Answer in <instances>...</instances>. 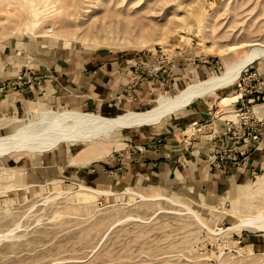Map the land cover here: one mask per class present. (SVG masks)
Instances as JSON below:
<instances>
[{
    "label": "rangeland",
    "instance_id": "rangeland-1",
    "mask_svg": "<svg viewBox=\"0 0 264 264\" xmlns=\"http://www.w3.org/2000/svg\"><path fill=\"white\" fill-rule=\"evenodd\" d=\"M256 43H264V0H0V47L26 64L15 79L23 77L22 87L40 82L50 48L140 56L132 69L139 81L126 89L132 99L142 79L173 78L142 109L80 112L144 113L201 81H212L208 93L226 85L94 143L61 140L70 131L56 130L66 122L55 113L79 110L46 100L23 116L0 118V139L30 124L34 139L25 142H40L35 152L0 150V264H264V228L247 226L264 225V184L253 185L264 182V151L250 166L264 143L248 148L238 167L230 159L246 151L243 134L257 130L253 108L264 104V79L253 68L264 56L252 59L264 47ZM233 44L245 46L220 52ZM235 89L244 102L225 115L239 97L222 103L221 96ZM208 99L202 118L187 114ZM222 116L230 120L224 129ZM164 145L166 165L144 161ZM59 148L70 149L44 155Z\"/></svg>",
    "mask_w": 264,
    "mask_h": 264
},
{
    "label": "crops",
    "instance_id": "crops-1",
    "mask_svg": "<svg viewBox=\"0 0 264 264\" xmlns=\"http://www.w3.org/2000/svg\"><path fill=\"white\" fill-rule=\"evenodd\" d=\"M10 48L0 47V118L2 119H6L7 116L12 119L13 117L28 114L38 104V100L40 102L46 100L49 105L55 104L57 107L79 110L76 112L89 111L102 115L117 113L126 109L139 110L152 100L151 96L154 93L162 91V88L166 86V82L170 83L173 79H166L164 75L161 80L142 79L143 81L140 84L133 87L132 90L130 89L134 96V99H132L126 96V89L132 86L131 83L134 79L132 69L139 60H142L140 56H133L126 52H107L101 49H76L70 52L68 49L56 51L50 48L48 53L51 55L50 58L41 59L42 65L37 72L39 77H35L36 80L40 79V82L30 83L22 87L15 84V79L18 73L25 69L26 64H24V61H16L15 57L13 58L14 60H11L8 57L12 50ZM30 66L28 67L31 68ZM253 68L264 79V61L257 63ZM173 74H175L174 71L172 72ZM223 86L226 85L221 87ZM239 93L242 94L241 97L232 101L229 104L230 106H227V111L226 113L224 112L225 115L233 111V107L239 104L240 100H243L245 94L235 89L229 90L221 96L231 97ZM211 107V99L200 100L192 106V109L187 114H199L200 118H202V115L206 114V111ZM259 107L257 113L264 114V104L259 105ZM86 114L94 116L91 113ZM223 116L221 118L222 129L225 128L224 122L230 121L223 118ZM197 127L199 125L195 128ZM227 144H229L228 141ZM69 149L59 148L53 152L44 153V155H49L50 159H53V157L59 158V156H66ZM167 150L168 146L164 145L156 150L158 152L149 153L148 151L144 161L158 159L160 163L166 165ZM263 151L264 149H260L254 152L250 166L255 164L256 160L261 159ZM144 164L147 165L148 162ZM229 169L240 173L243 168L238 169L231 166ZM235 175L237 174H233V177Z\"/></svg>",
    "mask_w": 264,
    "mask_h": 264
},
{
    "label": "bare ground",
    "instance_id": "bare-ground-1",
    "mask_svg": "<svg viewBox=\"0 0 264 264\" xmlns=\"http://www.w3.org/2000/svg\"><path fill=\"white\" fill-rule=\"evenodd\" d=\"M53 29H51L52 31ZM257 45H261L264 47V43H256ZM245 45H237L233 44L228 46L226 49L220 50V52H224L226 50H233L236 48H239ZM264 49L260 50L259 52H256L252 59H256L258 57L264 56ZM263 54V55H262ZM245 70L243 68L240 72V75ZM212 86L211 80H204L201 81L198 84L192 85L186 89H183L180 91L178 95L175 97H161L157 99L156 101V107L147 111V112H132L127 111L125 113L119 114L115 117L108 118V119H102L97 116L89 115L86 113L81 112H70V111H63V112H56L54 115V118H56L58 121L61 120L63 122H66V125H58L56 127V130L59 129V132H65L66 130L70 131V134H64L63 141H75V144H85V143H94L95 140H97L99 137H109L111 134L116 130H121L125 127H137L142 126L154 121L161 120L165 115L171 114L174 112H178L187 106L194 100L201 98L204 95H207L210 91V88ZM241 93L235 95V96H226L223 98L222 103L224 101L230 102L234 98L241 97ZM221 102V101H220ZM259 106H255L253 108V112L257 113L259 110ZM238 114H233L230 116V118H237ZM33 125H28L26 127H23L19 129L11 138H1L0 139V150H13V149H21L18 146H23L30 150V152H35L36 148H39L40 142H31L26 143L24 138L28 136V138L31 137V140L33 141V135L32 132L30 133V128ZM59 139H56L55 141H58ZM37 141V140H36ZM73 144V143H70ZM50 148V147H47ZM38 151V150H36ZM261 178H264V173ZM261 178H258L260 180ZM264 182L258 181L256 185L260 187L263 185ZM241 194L246 195L250 193L252 190V184L241 187ZM246 195V196H248ZM145 199V198H144ZM247 226L253 227V228H264V225L261 223L260 220H253L249 221L247 223Z\"/></svg>",
    "mask_w": 264,
    "mask_h": 264
},
{
    "label": "built area",
    "instance_id": "built-area-1",
    "mask_svg": "<svg viewBox=\"0 0 264 264\" xmlns=\"http://www.w3.org/2000/svg\"><path fill=\"white\" fill-rule=\"evenodd\" d=\"M23 77L19 76V79L15 82L16 85H21ZM135 83H137L139 81V79L135 76ZM259 98V97H258ZM254 102L255 99H249L248 102ZM242 102H244V99L242 100ZM238 112V111H237ZM239 115V114H238ZM256 115V119L258 120L259 125H256L257 130H254L252 132H249L247 137H245V134H243L242 139L245 142V145L247 146L246 151H239V155L236 154H230V156L232 155L231 161H232V166L233 167H238L241 165V162L245 159L244 157L247 154V150H249L248 148H257L260 145H262L264 143V114H260V113H255ZM255 147V148H254ZM238 165V166H237ZM246 165V163H245Z\"/></svg>",
    "mask_w": 264,
    "mask_h": 264
}]
</instances>
